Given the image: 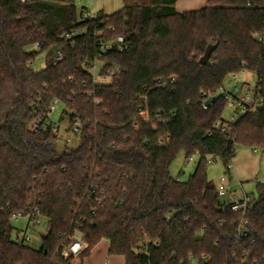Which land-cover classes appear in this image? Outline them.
<instances>
[{"label":"trees","instance_id":"16d2710c","mask_svg":"<svg viewBox=\"0 0 264 264\" xmlns=\"http://www.w3.org/2000/svg\"><path fill=\"white\" fill-rule=\"evenodd\" d=\"M76 1L0 0V264H75L62 255L75 236L87 245L82 262L107 240L125 264H264V183L250 208L233 212L207 172V159L220 158L230 179L238 147L264 150V104L224 133V95L202 107L203 93L244 71L264 99V0H209L183 14L181 0H123L121 11L86 19ZM120 36L128 49L103 61L121 74L94 85L88 67ZM34 43L43 49L29 51ZM54 114L69 134L80 123L76 149L50 126L34 129ZM181 153L199 157L188 181L171 174ZM37 213L41 247L16 243L15 218Z\"/></svg>","mask_w":264,"mask_h":264},{"label":"built area","instance_id":"2783aa9c","mask_svg":"<svg viewBox=\"0 0 264 264\" xmlns=\"http://www.w3.org/2000/svg\"><path fill=\"white\" fill-rule=\"evenodd\" d=\"M95 15H89L88 12H85L84 18H92L95 17ZM114 31V29H112ZM75 35L74 32L67 35V39H71ZM259 40L261 42H264V34L259 36ZM44 44L41 43H34L30 46L31 51H41L43 49ZM53 48V46H49L48 49L50 50ZM113 48H118L120 51H125L128 49V45L125 43L124 37H118L114 42L105 45L102 47V53L99 54V56L96 58L93 64H91L88 67V71L92 76L93 84L96 86H108L111 85L115 79L116 76L121 74V69L118 67H114L113 69H108L107 71H104L105 69V63L103 61V55L106 53V51L111 50ZM48 49L45 51V53L48 52ZM64 59V53L62 51H57L54 54L53 61L54 64H58ZM237 75L232 76L231 78H237ZM175 80L173 79L171 82L173 83ZM89 96H93V93L90 92L88 94ZM219 95H224L225 99L228 101V107H232L237 105L242 113V115L246 114H253L256 113L259 109L263 107L264 99L261 97L258 93L257 84L255 83H244L242 85L235 86L233 90L228 91L225 88H223L218 94L216 95H210L208 93H203L202 96L204 98L203 101V109L207 110L209 107H212L214 105V99L218 97ZM98 104L99 101H96ZM51 113H58L59 112V106L57 104H53L50 107ZM234 120V117L232 118ZM229 123L232 122H226L222 123L219 122L216 124V128L221 132L224 133L226 131V127L229 126ZM49 126L51 127V130L53 134L57 137H59L64 143H71L72 142V136H76V134L79 133L80 130V123L75 122L72 127V134H69L67 132L68 130V124L67 123H61L58 120H50L46 122V124H43L42 121H38L34 124V129L38 130L40 128L48 129ZM191 159L190 161H192ZM228 171H232V165L231 163L228 165ZM230 181L228 175L224 174L217 185L218 195L221 199L227 202L226 206H224V209L229 207L231 211L233 212H241L246 211L248 208H250L253 205V199L252 195L249 194H243V196L239 197L235 193H233L230 190L229 187ZM229 204V206H228ZM20 220H24L25 224L22 229H17L16 233L14 234V241L18 244H29L31 243L32 237L29 234V231L32 227H37L42 225V218L39 213L35 217H32V215L25 216L23 214H19L15 221L18 222ZM243 230L242 224L238 228V234L241 235ZM87 248V245L82 241V239L78 236H75L67 246L63 249V257L68 259H76L80 258L84 250Z\"/></svg>","mask_w":264,"mask_h":264},{"label":"rangeland","instance_id":"374dc122","mask_svg":"<svg viewBox=\"0 0 264 264\" xmlns=\"http://www.w3.org/2000/svg\"><path fill=\"white\" fill-rule=\"evenodd\" d=\"M191 1H200V3H192ZM203 0H181L179 1V10L188 8H193L191 11L196 10H202L208 5L209 0H204V3L202 5ZM191 2L192 4L190 5ZM187 3V4H186ZM76 6L78 8V11L80 12L82 8H85L89 15H95L98 11L104 10L106 14H112L115 12H119L124 8V1L123 0H77ZM176 7V6H175ZM190 10V9H189ZM185 12V11H182ZM29 51H31L30 48H28ZM46 67V59L44 56H40L34 65V69L36 71H39L41 69H44ZM256 77L254 74L249 73L247 71H244L240 74H238V77L231 78L227 82L225 89L228 91L233 90L235 86L242 85L244 83H255ZM242 116V113L237 105L229 107L225 113V120L228 122L235 123L240 119ZM57 114H54L53 119L57 120ZM234 117V120L232 118ZM63 142V141H62ZM61 142V143H62ZM79 141L75 138V136H72V143L70 144V149H76L78 147ZM241 148L249 149L252 153H254L253 148L249 147H238L237 151H239ZM258 154L261 155L264 150L257 149ZM207 164V172L208 177L210 180H212L215 184H217L220 180V178L225 174L226 167L224 166L223 162L220 160V158H213L209 157ZM199 157L195 156L192 161L186 162L185 156L183 153L178 155L174 163L171 167V174L174 178L179 179L181 181H188L190 176H192L198 166ZM231 189L234 191L236 190L238 192V196H243L244 191L247 193L252 194V196L257 198V190L253 188V184L249 182H245L243 184L238 183L237 181H233ZM243 186V189L241 187ZM230 187V184H229ZM230 189V190H231ZM231 190V191H232ZM244 190V191H243ZM25 221L20 220L18 222H15V226L18 229H22L24 227ZM16 233V232H15ZM14 233V234H15ZM29 234L32 237V246L36 248H40L42 245V235L46 234V221H42V225L35 227H32L29 231ZM109 242L107 240H103L99 245H97L91 252V255L89 257H86L83 259V262L80 258L74 259L75 264H125V260L123 257L120 256H113L109 257ZM191 264H198L196 260L192 261Z\"/></svg>","mask_w":264,"mask_h":264},{"label":"crops","instance_id":"0c3cea01","mask_svg":"<svg viewBox=\"0 0 264 264\" xmlns=\"http://www.w3.org/2000/svg\"><path fill=\"white\" fill-rule=\"evenodd\" d=\"M191 2L198 4L200 3V1H191ZM191 2H189L190 5L192 4ZM203 3L204 0L202 1V5ZM178 4L179 2L176 4V10L180 14L195 12V11H191V9L193 8H188V7L181 10L180 12ZM256 152H258L257 149H254V153H252L251 150L244 148H241L239 151L236 152L235 157L231 161L232 171H231V178L229 179L230 189L232 187L231 183H233V181H237L240 184H243L245 182L252 183L254 189H256V184L258 182L264 183V152L261 155H256L258 154ZM241 187L243 189L242 185ZM232 192L235 193L237 196L239 195L236 190L234 191L232 190ZM243 193L252 195L250 193H247L246 191H244Z\"/></svg>","mask_w":264,"mask_h":264},{"label":"water","instance_id":"95a60500","mask_svg":"<svg viewBox=\"0 0 264 264\" xmlns=\"http://www.w3.org/2000/svg\"><path fill=\"white\" fill-rule=\"evenodd\" d=\"M217 48V45H210L207 50L205 55L202 57V59L200 60V64L201 65H207L210 61L211 55L214 52V50Z\"/></svg>","mask_w":264,"mask_h":264}]
</instances>
